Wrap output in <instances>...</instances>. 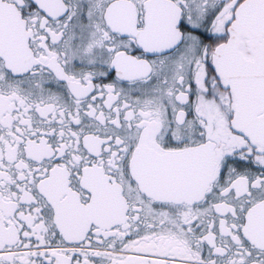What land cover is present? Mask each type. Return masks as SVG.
<instances>
[{
	"label": "snow or ice",
	"instance_id": "snow-or-ice-1",
	"mask_svg": "<svg viewBox=\"0 0 264 264\" xmlns=\"http://www.w3.org/2000/svg\"><path fill=\"white\" fill-rule=\"evenodd\" d=\"M0 264H264V0H0Z\"/></svg>",
	"mask_w": 264,
	"mask_h": 264
}]
</instances>
